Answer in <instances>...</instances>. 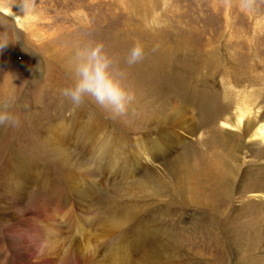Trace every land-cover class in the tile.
Wrapping results in <instances>:
<instances>
[{"label": "rangeland", "instance_id": "rangeland-1", "mask_svg": "<svg viewBox=\"0 0 264 264\" xmlns=\"http://www.w3.org/2000/svg\"><path fill=\"white\" fill-rule=\"evenodd\" d=\"M17 3L0 0L22 18L0 54L20 119L0 128V264H264V140L223 123L246 102L264 124V0ZM93 42L124 115L61 95Z\"/></svg>", "mask_w": 264, "mask_h": 264}, {"label": "clouds", "instance_id": "clouds-1", "mask_svg": "<svg viewBox=\"0 0 264 264\" xmlns=\"http://www.w3.org/2000/svg\"><path fill=\"white\" fill-rule=\"evenodd\" d=\"M249 2V0H245ZM19 5L24 14L35 8V0H19ZM15 5V6H16ZM6 15L19 19L13 12ZM0 17V54L19 37L8 30L11 24ZM145 57V44L136 40L130 49L127 64L140 63ZM73 80L72 83L60 90L61 95L73 105L80 106L90 99L101 109L109 111L113 118L124 115L134 100L133 93L125 85L122 76L114 70L113 58L105 51L103 42L86 44L73 53ZM19 107L16 99L9 95L0 98V128L18 126L20 123L17 114Z\"/></svg>", "mask_w": 264, "mask_h": 264}, {"label": "bare ground", "instance_id": "bare-ground-1", "mask_svg": "<svg viewBox=\"0 0 264 264\" xmlns=\"http://www.w3.org/2000/svg\"><path fill=\"white\" fill-rule=\"evenodd\" d=\"M9 12H13V11L10 8H5L3 6L2 7L0 6V13H2V15L7 18V20L13 21L12 17L6 15V13H9ZM13 13L19 17V19L15 20V21H18V23L20 25V23H21L20 20L22 18L16 12H13ZM250 116H251V109L248 107L246 102L245 103L239 102L238 105L236 106V110H235L234 114L231 115L230 117L229 116L226 117L225 121L223 122L224 125L230 126L231 128H235L236 130H238V133L234 134V133L228 132L226 130V136L229 138H239L243 141L246 138H250L251 140L261 138L262 140H264V124H261V120H258L257 118L251 120ZM64 123H62V124H55L54 123L55 127L58 126L62 129L61 138H63L65 136V133H66L65 132L66 131L65 130L66 125H63ZM104 144H103V146H104ZM252 146L255 147L254 143L253 144L251 143V145H244V143L242 142L241 146L239 148L240 154L245 148L247 150H249L250 152H253L255 149H252L251 148ZM236 151H238V150H236Z\"/></svg>", "mask_w": 264, "mask_h": 264}, {"label": "water", "instance_id": "water-1", "mask_svg": "<svg viewBox=\"0 0 264 264\" xmlns=\"http://www.w3.org/2000/svg\"><path fill=\"white\" fill-rule=\"evenodd\" d=\"M0 15L3 16L2 13H0Z\"/></svg>", "mask_w": 264, "mask_h": 264}]
</instances>
